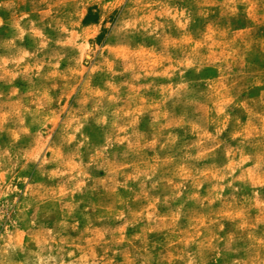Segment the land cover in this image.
Listing matches in <instances>:
<instances>
[{"label":"rangeland","instance_id":"374dc122","mask_svg":"<svg viewBox=\"0 0 264 264\" xmlns=\"http://www.w3.org/2000/svg\"><path fill=\"white\" fill-rule=\"evenodd\" d=\"M0 264H264V0H0Z\"/></svg>","mask_w":264,"mask_h":264}]
</instances>
